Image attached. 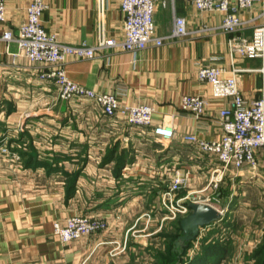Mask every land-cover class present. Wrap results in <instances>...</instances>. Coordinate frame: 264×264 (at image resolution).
Instances as JSON below:
<instances>
[{"label": "crops", "instance_id": "0c3cea01", "mask_svg": "<svg viewBox=\"0 0 264 264\" xmlns=\"http://www.w3.org/2000/svg\"><path fill=\"white\" fill-rule=\"evenodd\" d=\"M44 1L43 27L63 45L93 47L101 37H123L120 0ZM30 2L6 0L0 34L18 35ZM155 4L158 37L172 35L175 17L186 20L188 34L161 47L110 48L66 64L68 78L80 86L112 94L122 106L154 107L149 128L130 126L122 115L108 117L88 100H60L55 83L41 80L40 65L19 56L17 42L0 44V145L11 150L0 155V264H132L131 244L116 245L122 246L129 220L155 188L161 196L178 175L186 179L183 194L208 186L218 162L185 138H221L219 110L228 102L212 100L211 86L198 72L205 67H220L225 77L237 72L244 98L261 97L262 61L239 57L231 45L251 40L264 26V0L239 12L245 27L236 34L222 29L221 12H200L191 0ZM186 95L211 100L208 115L197 119L183 111ZM163 126L173 129L172 139L155 135ZM258 160L256 170L264 174V156ZM243 170L231 169L226 179ZM74 216L107 220L109 228L64 245L54 224Z\"/></svg>", "mask_w": 264, "mask_h": 264}, {"label": "built area", "instance_id": "2783aa9c", "mask_svg": "<svg viewBox=\"0 0 264 264\" xmlns=\"http://www.w3.org/2000/svg\"><path fill=\"white\" fill-rule=\"evenodd\" d=\"M200 12H221L224 15L222 29L229 34H236L245 27L239 16L242 10H250L263 0H191ZM124 14L123 37L121 40L101 37L96 46L81 44L68 46L61 44L55 35L48 34L42 24V15L48 8L44 0H31L27 8V19L19 28L16 36L12 30L0 34V44L17 42L19 56L40 65L41 80L54 82L58 97L64 101L88 100L101 107L108 117L122 115L130 126L149 128L153 125L155 109L149 105L122 106L112 94H102L72 82L66 73V64L74 60H90L106 49L116 48L126 52L142 51L150 46L161 47L168 39L183 38L188 34L187 22L182 17H175L174 31L168 38L158 37L155 24V0H120ZM6 20V0H0V24ZM232 50L241 58L260 59L262 68L261 97L247 101L239 87L237 72L225 77L220 67L200 68L198 77L211 86L212 100L228 102L219 110V120L223 130L221 138L213 141L188 136L186 141L194 144L200 152L210 155L218 162L211 171L207 187L186 200L178 201V207L171 212L186 214L194 199L203 196L210 201L223 184L227 173L234 169L241 171L249 168L256 170L259 155L264 156V26L256 28L251 40H241L232 44ZM181 109L192 113L197 119L208 115L211 100L198 95H186L181 99ZM155 135L161 140H170L173 129L168 126L155 129ZM7 143L0 145V155H10ZM13 157L17 158L16 154ZM186 179L176 176L171 183L170 192L178 190ZM198 195V196H195ZM188 201V202H187ZM187 203V204H186ZM198 204H207L198 201ZM212 206V205H211ZM55 236L64 245L71 244L96 232L107 229L103 219L90 216H75L54 224Z\"/></svg>", "mask_w": 264, "mask_h": 264}, {"label": "rangeland", "instance_id": "374dc122", "mask_svg": "<svg viewBox=\"0 0 264 264\" xmlns=\"http://www.w3.org/2000/svg\"><path fill=\"white\" fill-rule=\"evenodd\" d=\"M170 187L171 184L161 196L157 194L160 188H155L157 191L154 190L150 201L143 203L140 209L137 208L129 220L122 246L116 245L121 249L131 244L132 264H163V259L171 262L172 254H179L183 249V246H176V241L182 235L177 238L175 224L186 218L191 210L186 214L176 215L171 210L178 207V201L186 200L202 189H190V193L183 194L182 190L186 187L184 183L169 197L166 194L170 192ZM194 200L212 205L223 216L221 221L211 227L201 229L193 248L184 256L185 259L191 260L204 254L202 250L219 245L225 247L226 251L218 264H254V254L264 242V174L246 168L225 178L210 201L203 196L200 200L198 197ZM129 205L130 203L124 204L123 207ZM104 222L107 229L95 234L108 230L109 223L107 220ZM141 243H146L144 250L139 247Z\"/></svg>", "mask_w": 264, "mask_h": 264}, {"label": "water", "instance_id": "95a60500", "mask_svg": "<svg viewBox=\"0 0 264 264\" xmlns=\"http://www.w3.org/2000/svg\"><path fill=\"white\" fill-rule=\"evenodd\" d=\"M189 207L191 213L181 221L183 235L176 241V246L194 242L201 229L222 220V213L211 205L191 203Z\"/></svg>", "mask_w": 264, "mask_h": 264}, {"label": "trees", "instance_id": "16d2710c", "mask_svg": "<svg viewBox=\"0 0 264 264\" xmlns=\"http://www.w3.org/2000/svg\"><path fill=\"white\" fill-rule=\"evenodd\" d=\"M222 194L223 193H221V195ZM214 224H212V225H214ZM211 226H209V227H211ZM175 228H176L175 233H177L176 234L177 238L180 235H183L181 222L178 224H175ZM205 228H208V227H205ZM194 242L187 243L186 246H183V249L181 252H179V254H175V255L172 254V257L170 259V260H172L171 262H166V259L165 260L163 259V261H162L163 264H218L221 261L222 257L224 256V253L226 251L225 247H223V246L221 247L219 245H216V246L214 245L211 248H206L207 250H202L204 252V254H202V255L199 254L195 258H193L191 260H187V259H185L184 256H187L188 252L193 248ZM215 248H219V249H215ZM253 259H254L253 260L254 264H264V242L259 247L258 251L254 254ZM170 260H167V261H170Z\"/></svg>", "mask_w": 264, "mask_h": 264}]
</instances>
